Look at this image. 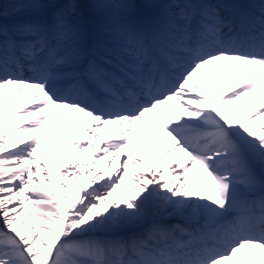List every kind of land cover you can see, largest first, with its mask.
<instances>
[{
  "label": "snow or ice",
  "instance_id": "6c2138e0",
  "mask_svg": "<svg viewBox=\"0 0 264 264\" xmlns=\"http://www.w3.org/2000/svg\"><path fill=\"white\" fill-rule=\"evenodd\" d=\"M261 93L264 0L0 3V264H264Z\"/></svg>",
  "mask_w": 264,
  "mask_h": 264
},
{
  "label": "bare ground",
  "instance_id": "6f19581e",
  "mask_svg": "<svg viewBox=\"0 0 264 264\" xmlns=\"http://www.w3.org/2000/svg\"><path fill=\"white\" fill-rule=\"evenodd\" d=\"M142 1L146 2V0H142ZM216 80L220 84V92H225L229 88L228 83L231 82L233 80V78H229L228 81L225 82L223 80V78L220 76V79H216ZM211 84H212V82H211ZM253 95H257V94H253ZM258 95H260L261 97H264V93H261V94H258ZM14 99H16V98H14ZM245 101H250V98L241 97V100L236 101L234 106H239L242 102H245ZM19 105H17V106H19ZM247 107H248V104L245 103V109L246 110H247ZM26 123H28V122H26ZM258 123H262V121H259ZM61 128H62V132L63 133H69V132L72 131L70 125H68V126H61ZM105 129H106V126H105ZM101 132L102 133L100 135V141H94L93 143H100L101 141H103L104 139H106L107 135L106 134H103L104 129ZM147 135H148V133H145V137H147ZM52 139L55 141L57 148L61 151V153H63V151L67 148V145L65 144L61 148V142H60V139H59V136L57 135V133H52ZM44 143H45L46 147L49 150V157H50L51 162L56 163L57 162V159L54 156V154L51 152L52 143L50 142V139H49V131H48V128L47 127L44 129ZM138 147H140L141 148V151L143 152V151H145L146 145L145 144H138ZM159 151H160V141L158 139L157 141L154 142V151L151 154H149V163H151L153 165L155 164V161L158 158ZM92 154H93V150L91 148H89L88 152H86L84 154L83 159L86 162V166H87V161L92 156ZM171 158H175V156H174L173 153L171 154V156H170L169 161L167 162V164L164 166L168 170H170L169 169L170 166H168V165L171 164V161H172ZM104 163H105V160L98 159V160H96L95 163H93L91 165V168L93 169V171H95L96 169H98ZM112 166L113 165L110 164L109 165V169H111ZM130 167H131V164H130ZM171 167H174V165H172ZM80 171L82 172V174L84 176H87L88 173H87L86 169H81ZM103 175L106 177L108 175V173H104ZM79 180H80V182H79ZM54 182H57L58 183V177H54ZM82 182H83L82 179H78L77 181H74L73 182V187H75L77 184H80ZM120 191H121V189H117V192H120ZM67 194H69V195L71 194V189H68L67 190ZM30 207L31 206H29V208ZM35 220H36V217L34 215L33 218H32V220L29 221V224H31ZM172 222L173 223H176L178 221L175 220V219L169 221V223H172ZM250 251H251V253L253 255V258H254V264H259L260 251L261 250H259V249H250ZM238 257H239V254H238ZM239 258L241 259V264H246V262L243 260L242 257H239Z\"/></svg>",
  "mask_w": 264,
  "mask_h": 264
},
{
  "label": "rangeland",
  "instance_id": "374dc122",
  "mask_svg": "<svg viewBox=\"0 0 264 264\" xmlns=\"http://www.w3.org/2000/svg\"><path fill=\"white\" fill-rule=\"evenodd\" d=\"M174 154H175V156L177 157V159L180 157V154H178V153H174ZM171 160H172V162H174L175 159H171ZM168 166H170V165H168ZM171 168H172V167L170 166L169 169L171 170ZM170 170H169V171H170ZM79 182H80V180H79Z\"/></svg>",
  "mask_w": 264,
  "mask_h": 264
}]
</instances>
